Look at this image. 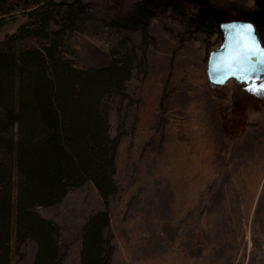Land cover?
I'll return each mask as SVG.
<instances>
[{"label": "rangeland", "instance_id": "1", "mask_svg": "<svg viewBox=\"0 0 264 264\" xmlns=\"http://www.w3.org/2000/svg\"><path fill=\"white\" fill-rule=\"evenodd\" d=\"M139 1L80 0L93 20L61 39L78 69L109 66L116 52L135 61L124 95L102 100L116 144L107 205L86 181L36 208L58 228V264H80L84 224L102 210L108 264H264V102L247 108L246 125L227 138L223 125L242 124L235 102L252 101L232 80L211 87L205 73L221 41L218 21L255 20L264 45V0H181L182 12H155L145 33L113 25ZM206 11L214 19L196 23ZM11 14L0 40L27 20L19 6ZM35 253L32 241L12 242L11 262L33 264Z\"/></svg>", "mask_w": 264, "mask_h": 264}, {"label": "trees", "instance_id": "2", "mask_svg": "<svg viewBox=\"0 0 264 264\" xmlns=\"http://www.w3.org/2000/svg\"><path fill=\"white\" fill-rule=\"evenodd\" d=\"M13 6H19L27 20L0 40V264H12V242L25 241L36 244L33 264H58V228L40 217L36 208L59 202L68 189L86 181L93 183L107 205L114 192L116 144L108 136L102 100L105 95H124L135 60L116 52L109 66L78 69L62 55L64 33L93 20L80 0H0V27L12 16ZM167 8L184 10L181 0H141L113 25L145 33L155 12ZM209 16L208 11L200 13L196 23L214 19ZM250 21L258 33L256 21ZM27 39L37 42L22 45ZM247 95L252 106L248 98L235 102L242 124L223 125L227 138L246 125L247 108L264 102V97ZM109 221L107 210L88 218L80 264L109 263L103 233Z\"/></svg>", "mask_w": 264, "mask_h": 264}, {"label": "snow or ice", "instance_id": "3", "mask_svg": "<svg viewBox=\"0 0 264 264\" xmlns=\"http://www.w3.org/2000/svg\"><path fill=\"white\" fill-rule=\"evenodd\" d=\"M221 28L225 38L222 54L211 65V71L218 74L214 82L236 78L246 85L245 91L249 94L264 97V46L256 37L254 26L234 22Z\"/></svg>", "mask_w": 264, "mask_h": 264}, {"label": "water", "instance_id": "4", "mask_svg": "<svg viewBox=\"0 0 264 264\" xmlns=\"http://www.w3.org/2000/svg\"><path fill=\"white\" fill-rule=\"evenodd\" d=\"M234 22L235 23H248V24L253 25L254 26V30H255V35L258 38L260 44L262 45V43L260 41V38L258 37L256 27H255V25H254L253 22H251V21H245V20H235V19H233V20H226V21L220 22L219 25H218V28H219V31L221 33V41H220L219 45L215 49H212V50L209 51L208 56H207V60H206V69H205V72H206V77H207L208 83H209V85L211 87L223 86L229 80L234 81L236 84H242L236 78H226L224 83H215L214 81L217 79V75L218 74L213 73L211 71V65H212V63H214L216 61L218 55L222 54V51L221 50H222V45L224 44L225 33H224L223 29L221 28V25H226V24H230V23H234ZM256 82H260V81L258 80Z\"/></svg>", "mask_w": 264, "mask_h": 264}, {"label": "bare ground", "instance_id": "5", "mask_svg": "<svg viewBox=\"0 0 264 264\" xmlns=\"http://www.w3.org/2000/svg\"><path fill=\"white\" fill-rule=\"evenodd\" d=\"M258 34V33H257ZM220 38H221V33H220ZM206 69V68H205ZM206 73V72H205ZM229 81H227L223 86L225 87L226 86V84L228 83ZM220 87H222V86H219L218 88H220ZM215 88H217V87H215Z\"/></svg>", "mask_w": 264, "mask_h": 264}, {"label": "crops", "instance_id": "6", "mask_svg": "<svg viewBox=\"0 0 264 264\" xmlns=\"http://www.w3.org/2000/svg\"><path fill=\"white\" fill-rule=\"evenodd\" d=\"M252 120L251 118H248V123L251 124Z\"/></svg>", "mask_w": 264, "mask_h": 264}]
</instances>
